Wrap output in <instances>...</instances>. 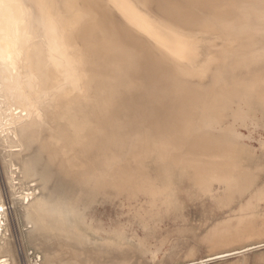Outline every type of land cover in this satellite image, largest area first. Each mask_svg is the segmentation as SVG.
<instances>
[{
  "label": "bare ground",
  "instance_id": "obj_1",
  "mask_svg": "<svg viewBox=\"0 0 264 264\" xmlns=\"http://www.w3.org/2000/svg\"><path fill=\"white\" fill-rule=\"evenodd\" d=\"M154 1L0 0V157L13 202L0 185V264L16 261L9 208L47 240L76 235L61 220L41 221L34 212L40 197L69 216L84 240L108 236L112 247L129 236V222L99 227L80 212L100 196L133 204L134 217L149 229L151 220L173 211L176 178L234 198L226 182L197 178L188 159L252 165L255 147L241 127H264V79L255 76L264 64V5L230 0L196 10L179 26L159 15ZM101 13L141 37L147 50L127 56L89 49L81 28ZM52 176L69 181L64 197L43 193ZM139 241L136 251L156 258L161 247ZM30 260L42 264L41 253Z\"/></svg>",
  "mask_w": 264,
  "mask_h": 264
},
{
  "label": "rangeland",
  "instance_id": "obj_2",
  "mask_svg": "<svg viewBox=\"0 0 264 264\" xmlns=\"http://www.w3.org/2000/svg\"><path fill=\"white\" fill-rule=\"evenodd\" d=\"M229 1L155 0L152 7L165 19L179 26H185L190 18L196 16V10L200 8L204 10L220 9V7H224L222 5L225 2ZM260 3L264 5V0H260ZM88 6L96 10L91 5ZM98 11L101 12L100 9ZM249 11L245 8L241 14H246ZM101 14L95 20H88L81 28L80 39L89 49L96 50V52L103 51L102 53L106 54L120 53L127 56H130L133 51L136 52L133 54H137L147 50L141 37L135 35L122 23L117 22L115 17L106 16L105 18L104 14ZM262 67L264 64L257 68L255 76L264 79ZM241 130L245 134L251 135V139L247 138V142L253 148L255 147L254 157L248 160L252 164L251 167L249 164L235 160L188 159L197 165V178L212 177L215 179L213 186L219 185V181L226 182V189L230 193L233 192L231 193L234 196L233 199L224 193L214 197L210 195V192L200 191L199 188H203L204 185L195 187L193 190L186 176L184 177L186 180L176 178V205L173 211L151 220L149 229L134 217L133 204L124 202L114 195L100 196L88 207L82 206L80 212L89 222L99 227L115 226L122 221L129 222V236H118L116 247H112L108 236L99 238L97 235L96 237L99 239L84 240L83 232L78 234L76 230L78 228L69 216L55 211L47 200L40 197L42 207L34 209V212L41 218V221L45 218L61 220L65 228L76 234L69 238H61L56 244L51 243V246L46 243L45 246H41L43 252L50 256H57L55 264H264V164L257 165L256 163L264 161V150L260 146L261 140L264 138V127H255L250 124L248 127L242 126ZM159 153L161 154L162 151ZM151 162L152 166L159 169V159L152 158ZM182 174L180 177H183ZM255 175L257 176L255 177ZM0 177L1 191L10 206L13 202H11L12 197L3 172L1 157ZM230 177L233 179L231 180ZM68 182L62 177L52 176L47 180L43 193H52L56 198L64 197L71 189ZM250 193H254L253 197ZM238 195L240 200L236 199ZM231 212H233V217L228 221L230 224L222 223ZM57 213H60L61 216ZM8 225L7 234L14 247L15 264H31L30 258L36 249L30 244L26 232L32 224L27 225L19 212L9 208ZM214 226L216 229L213 228ZM215 230L218 232L216 233ZM141 238H147L152 247L155 244L161 247L156 258H153L150 252L136 251ZM208 238L211 240L209 241ZM114 248L118 252H115ZM43 252L40 251L42 259Z\"/></svg>",
  "mask_w": 264,
  "mask_h": 264
},
{
  "label": "crops",
  "instance_id": "obj_3",
  "mask_svg": "<svg viewBox=\"0 0 264 264\" xmlns=\"http://www.w3.org/2000/svg\"><path fill=\"white\" fill-rule=\"evenodd\" d=\"M29 242L30 244L36 249V251L40 252L43 249L41 246H45V241H48L49 245L51 246L52 244H56L55 241H53L54 239V235L49 238L48 240L46 239V237L43 236L42 233L37 234L32 228H29L26 232ZM52 243V244H51ZM13 245V244H12ZM42 254H44L43 259H42V264H55L56 258L57 256H50L49 254H46L45 252H43Z\"/></svg>",
  "mask_w": 264,
  "mask_h": 264
},
{
  "label": "water",
  "instance_id": "obj_4",
  "mask_svg": "<svg viewBox=\"0 0 264 264\" xmlns=\"http://www.w3.org/2000/svg\"><path fill=\"white\" fill-rule=\"evenodd\" d=\"M38 258H40V255H38Z\"/></svg>",
  "mask_w": 264,
  "mask_h": 264
}]
</instances>
